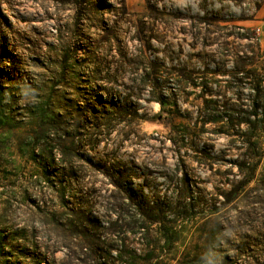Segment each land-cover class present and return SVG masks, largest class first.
<instances>
[{
	"label": "clouds",
	"instance_id": "9594fccd",
	"mask_svg": "<svg viewBox=\"0 0 264 264\" xmlns=\"http://www.w3.org/2000/svg\"><path fill=\"white\" fill-rule=\"evenodd\" d=\"M37 262L264 264V0H0V264Z\"/></svg>",
	"mask_w": 264,
	"mask_h": 264
},
{
	"label": "rangeland",
	"instance_id": "374dc122",
	"mask_svg": "<svg viewBox=\"0 0 264 264\" xmlns=\"http://www.w3.org/2000/svg\"><path fill=\"white\" fill-rule=\"evenodd\" d=\"M241 59L243 60V57H241ZM212 90L211 89H209L208 87H207V85L205 84V88H204V92L205 93H210ZM204 93H202V95H203ZM259 94V93H258ZM197 99H199V97H197ZM215 103V102H214ZM204 106H205V108H207V107H209V102L207 101V100H205L204 101ZM177 107V105L175 104V102H172V105H171V109H170V111L172 110V109H175ZM224 107L225 108H227L228 107V105H227V102L224 104ZM233 111H235V109H232ZM6 171V170H5ZM170 239H171V237H170ZM40 255H43L42 253L40 254ZM37 264H39V262H37Z\"/></svg>",
	"mask_w": 264,
	"mask_h": 264
}]
</instances>
